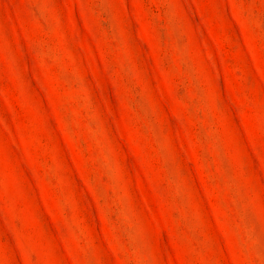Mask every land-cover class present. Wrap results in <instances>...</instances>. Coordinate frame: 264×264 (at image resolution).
<instances>
[{
	"label": "rangeland",
	"instance_id": "374dc122",
	"mask_svg": "<svg viewBox=\"0 0 264 264\" xmlns=\"http://www.w3.org/2000/svg\"><path fill=\"white\" fill-rule=\"evenodd\" d=\"M0 264H264V0H0Z\"/></svg>",
	"mask_w": 264,
	"mask_h": 264
}]
</instances>
